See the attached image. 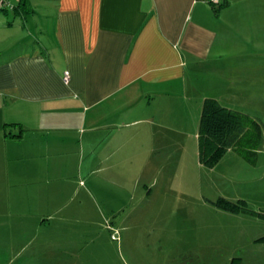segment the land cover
Masks as SVG:
<instances>
[{"label": "crops", "instance_id": "1", "mask_svg": "<svg viewBox=\"0 0 264 264\" xmlns=\"http://www.w3.org/2000/svg\"><path fill=\"white\" fill-rule=\"evenodd\" d=\"M24 1L0 0L3 219L16 187L18 214L37 227L64 183L96 177L126 192L139 179L125 164L155 165L159 138L186 134L204 99L239 111L240 94L264 87V59L255 70L248 45L264 43V0Z\"/></svg>", "mask_w": 264, "mask_h": 264}, {"label": "rangeland", "instance_id": "2", "mask_svg": "<svg viewBox=\"0 0 264 264\" xmlns=\"http://www.w3.org/2000/svg\"><path fill=\"white\" fill-rule=\"evenodd\" d=\"M31 2L35 8L43 5ZM248 45L255 70L261 69L256 60L264 59V43L248 37ZM238 98L245 105L236 100L234 107L263 127L256 164L231 151L215 167H202L197 159L199 118L193 116L184 126L186 134L167 142L159 138L155 165L146 158L139 168L125 164L139 184L123 192L96 177L89 183L84 178L64 183V197L47 199L50 218L40 227L36 217L18 214L23 205L16 187L15 214L3 219L0 211V264H228L233 257L243 264H264V219L227 214L212 205L222 197L241 200L252 212L264 211V87L252 98ZM115 191L121 193L119 199L113 197ZM32 204L43 212L42 204Z\"/></svg>", "mask_w": 264, "mask_h": 264}, {"label": "trees", "instance_id": "3", "mask_svg": "<svg viewBox=\"0 0 264 264\" xmlns=\"http://www.w3.org/2000/svg\"><path fill=\"white\" fill-rule=\"evenodd\" d=\"M20 6L26 7L27 4L22 2ZM11 126L21 128L18 124H5L4 127ZM5 135L10 136L8 132ZM19 136L12 135V138ZM196 140L197 159L204 168L215 167L228 151L238 153L244 161L254 165L258 160L263 143V127L258 119L228 109L215 99L206 98L202 102ZM212 205L216 209L230 214L245 212L264 219V211L252 212L247 210L241 200L230 202L219 197L212 202ZM260 241L264 242V237ZM228 264H243V262L241 258L233 257Z\"/></svg>", "mask_w": 264, "mask_h": 264}, {"label": "built area", "instance_id": "4", "mask_svg": "<svg viewBox=\"0 0 264 264\" xmlns=\"http://www.w3.org/2000/svg\"><path fill=\"white\" fill-rule=\"evenodd\" d=\"M64 82H65L66 84L69 82V75H68L67 72L64 74Z\"/></svg>", "mask_w": 264, "mask_h": 264}]
</instances>
